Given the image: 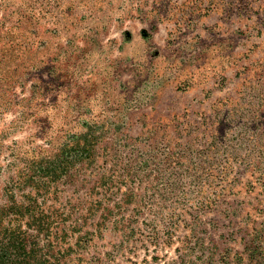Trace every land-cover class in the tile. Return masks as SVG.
I'll return each instance as SVG.
<instances>
[{
	"label": "rangeland",
	"instance_id": "rangeland-1",
	"mask_svg": "<svg viewBox=\"0 0 264 264\" xmlns=\"http://www.w3.org/2000/svg\"><path fill=\"white\" fill-rule=\"evenodd\" d=\"M0 264H264V0H0Z\"/></svg>",
	"mask_w": 264,
	"mask_h": 264
},
{
	"label": "trees",
	"instance_id": "trees-1",
	"mask_svg": "<svg viewBox=\"0 0 264 264\" xmlns=\"http://www.w3.org/2000/svg\"><path fill=\"white\" fill-rule=\"evenodd\" d=\"M22 247H23V245H22Z\"/></svg>",
	"mask_w": 264,
	"mask_h": 264
}]
</instances>
